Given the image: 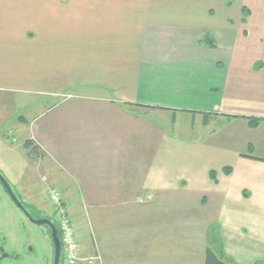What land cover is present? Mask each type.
<instances>
[{
  "label": "crops",
  "instance_id": "obj_1",
  "mask_svg": "<svg viewBox=\"0 0 264 264\" xmlns=\"http://www.w3.org/2000/svg\"><path fill=\"white\" fill-rule=\"evenodd\" d=\"M236 1L0 0V95L20 111L0 150L14 153L5 136L23 132L60 188L109 212L100 250L83 255L205 264L206 228L219 219L228 258L264 261V9ZM181 113L206 115L208 128L224 121L236 128L230 139L239 131L248 142L174 139L153 118L171 115L170 126ZM252 117L263 121L251 128ZM123 211L135 217L131 233Z\"/></svg>",
  "mask_w": 264,
  "mask_h": 264
},
{
  "label": "rangeland",
  "instance_id": "obj_2",
  "mask_svg": "<svg viewBox=\"0 0 264 264\" xmlns=\"http://www.w3.org/2000/svg\"><path fill=\"white\" fill-rule=\"evenodd\" d=\"M235 2L237 1L233 0L232 9H235ZM246 5L257 12V14L261 13L264 9L263 0H247ZM17 104L16 100L3 98L0 95V111L1 109H8V111L9 109H12L10 111V116H13L12 119L11 117H7L8 120L3 125L0 118V134H2L5 129L12 124L15 117L20 114V111H17L18 115H12L13 112H15V108H19ZM153 118L159 125H161L165 134L174 139L191 141L192 143L199 142L200 140H210L215 146L228 148L245 146L248 142L246 141L247 137L241 138L243 137V134L239 131L236 132V136H238L240 140L239 142L230 139L233 138L229 137L230 134L235 136L236 128L230 125L228 126V124L226 125L224 121L212 122L211 127L208 128L205 124V118L199 117L198 119L193 120L185 113L178 115L177 123L176 119L175 121L173 119L170 126L166 123L171 118V115H169V117L163 116V118H157L155 115ZM36 125L37 123L35 126ZM190 127L193 130L190 129L189 131ZM214 128L216 134H212V138H210L211 136H209V133ZM6 140L15 146V151L14 153H5L0 150V169L5 177L18 190L23 201L28 206L36 207L38 211L48 214L51 213L52 210H57L51 201V190L60 191L62 198V207L60 208V211L65 210L67 212L66 214L69 215L73 222L81 242L82 252H84V247H87V250H90L91 248L89 247L93 244H95L100 250L103 236L101 223L102 217L104 215L107 216L109 212L106 211L103 213L99 208L96 210L91 208L86 209L84 205L80 204L81 201H85V195L71 194L60 188L59 184L55 183L56 181L53 180L52 173L50 171L48 172V158H45L46 154H44L39 148H33L32 145L34 143L28 146L27 142L29 140H26V136L23 132L14 131L12 134L10 133L9 136H5V141ZM29 142L31 143V141ZM21 146L23 149L25 148V153L20 150ZM236 147L235 149H237ZM248 147L249 146L244 148L245 153H247ZM251 148L253 149L252 146L249 147V149ZM81 150L82 148L78 149L77 152H74V157L83 159L86 153ZM26 158L29 160L28 163L30 167L27 165ZM113 165L114 164L111 166ZM210 209L211 212H213V207ZM57 213H59V210H57ZM214 213H217L216 209L214 210ZM123 217L125 218H123V225L125 228L127 226V232H133L132 227L128 224L126 225V223L128 220L135 217H132V215L129 214V211H123ZM218 220L219 219L206 228L205 234L207 235V240L208 237L211 236L212 228L214 226H220ZM40 230L41 229L28 223L20 210L11 202L3 188L0 186V247L3 249L4 253L8 255V258L4 259L1 264H53L52 254L50 253V243H46V245L43 244L44 242L41 241L40 238ZM117 233L118 232L111 230V232L108 231L107 235ZM45 246H47V250L45 249ZM1 256L2 253L0 251V258ZM13 256H15V258H11ZM83 258L91 259L92 264L102 263L101 254L96 251L92 252L90 255L87 252V255H83ZM61 264H67V262H61ZM84 264L89 263L85 262Z\"/></svg>",
  "mask_w": 264,
  "mask_h": 264
},
{
  "label": "built area",
  "instance_id": "obj_3",
  "mask_svg": "<svg viewBox=\"0 0 264 264\" xmlns=\"http://www.w3.org/2000/svg\"><path fill=\"white\" fill-rule=\"evenodd\" d=\"M50 194L53 205L59 210L58 215L61 241L67 264H84L85 262L92 264L91 259L83 258L81 242L69 215L66 214L67 212L65 210L60 211V208L62 207L60 191L51 190Z\"/></svg>",
  "mask_w": 264,
  "mask_h": 264
},
{
  "label": "trees",
  "instance_id": "obj_4",
  "mask_svg": "<svg viewBox=\"0 0 264 264\" xmlns=\"http://www.w3.org/2000/svg\"><path fill=\"white\" fill-rule=\"evenodd\" d=\"M243 13H244L245 17L247 15H249V13H250L249 8L244 7ZM125 105L129 106L131 108H144L143 110L151 109L150 106L139 105V104H125ZM204 118H205V122H206L207 116L205 115ZM248 121H249V126L251 128H255L259 125V123L261 121H263V119L252 117V118H249ZM27 145L30 146L32 144L30 142H27ZM224 170H225V172L229 173L231 169L225 168ZM210 175H211V178L213 179V181L217 182L216 173L214 171H211ZM208 238H209V244H211V246H209L206 250L205 264H236L232 259L228 258L224 254V251H223V249L221 247V243H220L219 227L214 226L212 228V231H211V236H209ZM217 243H219V247H216ZM255 264H264V261H260V262H257Z\"/></svg>",
  "mask_w": 264,
  "mask_h": 264
},
{
  "label": "flooded vegetation",
  "instance_id": "obj_5",
  "mask_svg": "<svg viewBox=\"0 0 264 264\" xmlns=\"http://www.w3.org/2000/svg\"><path fill=\"white\" fill-rule=\"evenodd\" d=\"M0 186L3 188V190H4L5 194L7 195V197L11 200V198L9 197L8 193L6 192L5 188L2 186L1 183H0ZM16 191H17L20 199L23 201V199H22V197H21V195H20V193L18 192L17 189H16ZM11 202L14 204V202L12 200H11ZM23 203L28 208L29 212L31 213V216L33 217V219L35 221H49V222H51L52 225L57 229L59 237H61V231H60V227H59V219H58L57 210H52L51 213L44 214L43 212L38 211V209H36V207L30 206V205L28 206L24 201H23ZM20 212L22 213L24 218H26V220L28 221L29 224L33 225L34 227H37V228L41 229L40 230L41 241H43L44 242L43 244H45V245H46V243H50V253L52 254V259H53L52 263L54 264V260H55V245H54V242H53V229H52L51 225L47 224V223L43 224V225H37V224L31 222L30 219L27 218L21 210H20ZM0 249H1V247H0ZM45 249L47 250V246H45ZM11 258H15V256H13ZM61 262L66 263L64 252L62 253V256H61Z\"/></svg>",
  "mask_w": 264,
  "mask_h": 264
},
{
  "label": "water",
  "instance_id": "obj_6",
  "mask_svg": "<svg viewBox=\"0 0 264 264\" xmlns=\"http://www.w3.org/2000/svg\"><path fill=\"white\" fill-rule=\"evenodd\" d=\"M0 183L5 188L6 192L8 193L11 200L14 202L15 206L19 208L24 215L30 219L31 222L37 224V225H43V224H50L53 229V242L55 245V260L54 264H61V256L63 253V246L61 237H59L57 229L52 225L49 221H35L33 217L31 216V213L29 212L28 208L25 206L23 201L20 199L15 187L11 184V182L5 177L3 172L0 170ZM2 256L0 258V264L2 260L8 258V255L4 253L3 249H0Z\"/></svg>",
  "mask_w": 264,
  "mask_h": 264
}]
</instances>
